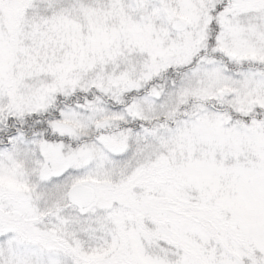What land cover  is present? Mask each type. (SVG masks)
<instances>
[{
  "label": "snow or ice",
  "instance_id": "snow-or-ice-1",
  "mask_svg": "<svg viewBox=\"0 0 264 264\" xmlns=\"http://www.w3.org/2000/svg\"><path fill=\"white\" fill-rule=\"evenodd\" d=\"M0 264H264V0H0Z\"/></svg>",
  "mask_w": 264,
  "mask_h": 264
}]
</instances>
